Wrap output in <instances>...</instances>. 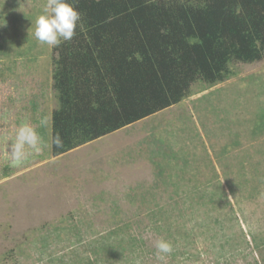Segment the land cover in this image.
<instances>
[{"label": "rangeland", "instance_id": "1", "mask_svg": "<svg viewBox=\"0 0 264 264\" xmlns=\"http://www.w3.org/2000/svg\"><path fill=\"white\" fill-rule=\"evenodd\" d=\"M46 3L0 0V264H264V60L54 155V47L32 34ZM23 124L40 151L16 162Z\"/></svg>", "mask_w": 264, "mask_h": 264}, {"label": "trees", "instance_id": "2", "mask_svg": "<svg viewBox=\"0 0 264 264\" xmlns=\"http://www.w3.org/2000/svg\"><path fill=\"white\" fill-rule=\"evenodd\" d=\"M82 19L54 47L64 154L190 98L197 83L264 60V0H77Z\"/></svg>", "mask_w": 264, "mask_h": 264}, {"label": "clouds", "instance_id": "3", "mask_svg": "<svg viewBox=\"0 0 264 264\" xmlns=\"http://www.w3.org/2000/svg\"><path fill=\"white\" fill-rule=\"evenodd\" d=\"M76 4L77 0H47L44 12L35 19L32 32L34 38L49 47H58L62 42L71 41L82 19ZM3 26H6L5 21L0 24V27ZM41 124L46 126L47 120H42ZM40 144L41 137L36 129L30 124H23L16 132L10 155L13 161H22L26 156V148L40 151ZM51 144L56 148L63 146L59 134L51 138ZM154 247L157 259L160 261H164L173 250L171 243L163 238L156 239Z\"/></svg>", "mask_w": 264, "mask_h": 264}]
</instances>
